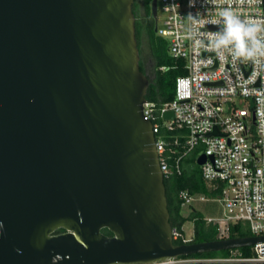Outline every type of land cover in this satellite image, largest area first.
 I'll return each mask as SVG.
<instances>
[{
  "label": "water",
  "instance_id": "95a60500",
  "mask_svg": "<svg viewBox=\"0 0 264 264\" xmlns=\"http://www.w3.org/2000/svg\"><path fill=\"white\" fill-rule=\"evenodd\" d=\"M134 1L0 0V264H145L264 241L174 242Z\"/></svg>",
  "mask_w": 264,
  "mask_h": 264
},
{
  "label": "built area",
  "instance_id": "2783aa9c",
  "mask_svg": "<svg viewBox=\"0 0 264 264\" xmlns=\"http://www.w3.org/2000/svg\"><path fill=\"white\" fill-rule=\"evenodd\" d=\"M165 14L157 31L168 38L171 55L185 61L186 74L175 81L174 99L159 104L148 100L144 115L153 123L163 174L182 173L183 160L201 147L207 159L200 165L208 189L215 191L226 207L217 224L219 239L229 237V225L247 221L253 235L264 236V69L251 61H233L230 55L217 57L198 45V35L190 33L188 14L203 19H219L220 9L232 7L242 18L264 21V0H157ZM176 6V7H173ZM207 25L200 31H217ZM255 73L253 82L249 78ZM172 111L173 118L164 114ZM175 132L166 139L161 130ZM217 129V134H212ZM171 153L173 165L170 163ZM183 206L195 196L181 191ZM199 194V199H207ZM173 239L189 238L173 228ZM221 257H175L145 264H264V241L253 244V253L228 249Z\"/></svg>",
  "mask_w": 264,
  "mask_h": 264
},
{
  "label": "trees",
  "instance_id": "16d2710c",
  "mask_svg": "<svg viewBox=\"0 0 264 264\" xmlns=\"http://www.w3.org/2000/svg\"><path fill=\"white\" fill-rule=\"evenodd\" d=\"M152 0H135L133 11L136 18V37L140 49V68L149 79V86L146 97L148 100L155 101L159 104L169 102L175 96V81L178 76L186 74L185 61L176 59L172 55L166 53L168 43L160 38L155 30L156 20L151 14ZM158 26V24H157ZM147 44L148 55L144 51L142 44ZM143 42V43H142ZM143 48V49H142ZM166 139L171 140L175 132H169L165 129L161 130ZM170 163L173 165V153H171ZM200 169V170H199ZM164 184L166 187V195L168 201V209L170 213V223L173 228H177L183 232V225L186 220L194 221V235L187 241L175 239L176 244L192 243L217 240L216 229L213 222H208L205 217L197 213L196 209L189 216L183 214V200L180 196L181 191H188L191 195L207 194L216 195L215 191L208 189L205 180L202 177L201 167L187 170L183 166L182 173L164 175ZM247 222V221H244ZM238 221L229 225V237H248L251 236L246 223ZM248 223V222H247ZM217 226V224H216ZM218 227V226H217ZM216 227V228H217ZM63 229L57 230L55 233L61 232ZM102 232L112 235L109 229L104 228ZM245 255H251V247L239 248ZM212 252L196 253L183 257H206Z\"/></svg>",
  "mask_w": 264,
  "mask_h": 264
},
{
  "label": "clouds",
  "instance_id": "9594fccd",
  "mask_svg": "<svg viewBox=\"0 0 264 264\" xmlns=\"http://www.w3.org/2000/svg\"><path fill=\"white\" fill-rule=\"evenodd\" d=\"M190 6H195V0H191ZM217 15L219 19H203L188 14L190 33L200 37L198 45L217 57L230 55L234 62L247 60L264 69V21L242 18L231 6L218 10ZM209 24L220 27L217 31H200ZM254 76L255 73L249 82H253Z\"/></svg>",
  "mask_w": 264,
  "mask_h": 264
},
{
  "label": "rangeland",
  "instance_id": "374dc122",
  "mask_svg": "<svg viewBox=\"0 0 264 264\" xmlns=\"http://www.w3.org/2000/svg\"><path fill=\"white\" fill-rule=\"evenodd\" d=\"M151 14H152V12H151ZM164 18H165V14L161 10L160 2H158V20H157L158 26L162 25V21L164 20ZM156 33L160 38H162L163 41L168 43L167 37L160 35L158 32H156ZM143 46H144V49H145L144 51L146 52V55H148L147 44L145 41L142 44V47ZM166 53L168 55H171L169 46L167 48ZM201 150H202L201 147H199L195 151H192L191 153H189L188 156H186L184 158L183 166L187 170H193V168H199L200 165L197 164V156L199 155ZM194 196H195V198L191 204H192L193 208L196 209L197 213H199L203 217H205V218L212 217L215 219H220L226 215V213H227L226 207H225L223 201L220 200V198L218 196L208 195L207 199H204V200L199 199V194L194 195ZM193 208L191 206L185 207L183 209V214L185 216H189L191 214V212L193 211ZM242 222H244V221H242ZM244 223H246V225L248 226V230H249L250 234L253 235L252 230L250 229L249 223H247V222H244ZM213 225L216 229V236L219 237L221 234V231L216 228L217 227L216 224H213ZM182 229H183V233L188 238H191L194 235V221H192L191 219L186 220ZM250 247H251V254H252L253 253V245H250ZM239 250H241V249H239ZM228 252H229L228 249L220 250V251H213L211 254L206 255V257H221V256L227 255Z\"/></svg>",
  "mask_w": 264,
  "mask_h": 264
}]
</instances>
